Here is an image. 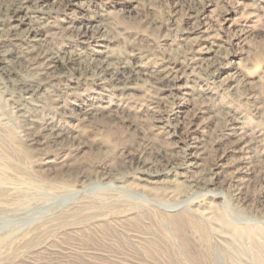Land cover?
Here are the masks:
<instances>
[{"label":"rangeland","instance_id":"rangeland-1","mask_svg":"<svg viewBox=\"0 0 264 264\" xmlns=\"http://www.w3.org/2000/svg\"><path fill=\"white\" fill-rule=\"evenodd\" d=\"M17 1L0 264H264V0Z\"/></svg>","mask_w":264,"mask_h":264},{"label":"bare ground","instance_id":"bare-ground-1","mask_svg":"<svg viewBox=\"0 0 264 264\" xmlns=\"http://www.w3.org/2000/svg\"><path fill=\"white\" fill-rule=\"evenodd\" d=\"M20 4H21V2L17 1V0H0V21L3 18L14 16L15 13L20 8ZM32 82H34V80H30V79H26L25 80V79H23V80L18 81L17 84H19L23 90H27L28 91L29 90V86H32V84H33ZM31 89H32V87H31ZM22 92H24V91H22Z\"/></svg>","mask_w":264,"mask_h":264}]
</instances>
